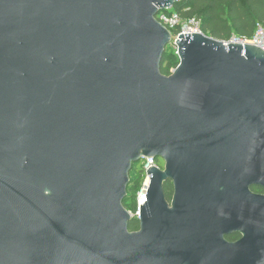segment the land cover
I'll return each instance as SVG.
<instances>
[{"label":"water","instance_id":"obj_1","mask_svg":"<svg viewBox=\"0 0 264 264\" xmlns=\"http://www.w3.org/2000/svg\"><path fill=\"white\" fill-rule=\"evenodd\" d=\"M175 3L0 0V264H227L224 194L264 188V50L172 44L155 17ZM144 158L163 168L132 232L123 202ZM249 200L264 264V196Z\"/></svg>","mask_w":264,"mask_h":264},{"label":"trees","instance_id":"obj_2","mask_svg":"<svg viewBox=\"0 0 264 264\" xmlns=\"http://www.w3.org/2000/svg\"><path fill=\"white\" fill-rule=\"evenodd\" d=\"M172 13L179 14L183 20L194 19L203 35L220 42H226L232 37L249 39L258 25L264 28V0H176ZM174 58L167 57L165 50L160 68L162 75H170L169 67L173 66ZM129 179L127 193L131 192L132 199L143 181L141 163L132 167ZM168 184L164 185V191ZM135 229L133 221L129 230Z\"/></svg>","mask_w":264,"mask_h":264},{"label":"flooded vegetation","instance_id":"obj_3","mask_svg":"<svg viewBox=\"0 0 264 264\" xmlns=\"http://www.w3.org/2000/svg\"><path fill=\"white\" fill-rule=\"evenodd\" d=\"M159 164L160 160H156ZM168 187L164 191L166 204L169 210L173 208L174 187L167 182ZM235 196L224 194L220 208L217 210L218 234L222 239L220 251L225 263L250 264V221L254 224L255 214L250 213V192L264 196V188L259 186L238 185L234 186ZM247 190V192H245ZM125 208V203L123 202ZM127 211V209L125 208ZM141 215V214H140ZM139 220L134 221L139 231Z\"/></svg>","mask_w":264,"mask_h":264},{"label":"built area","instance_id":"obj_4","mask_svg":"<svg viewBox=\"0 0 264 264\" xmlns=\"http://www.w3.org/2000/svg\"><path fill=\"white\" fill-rule=\"evenodd\" d=\"M155 19L170 33L172 44H174L179 35L201 34L198 23L194 19L183 20L177 13L168 12L167 10H160L158 11ZM173 30L174 32L177 31V33L173 34ZM222 43L225 46L230 44H241L242 46L253 45L264 50V28L258 25L252 38L241 39L232 37L230 40ZM171 46L175 48L174 45ZM140 163L143 172V181L138 191L131 199V208L127 209L129 216L134 221L140 218V205L146 202L145 195L150 182V175H147V170L150 167L161 169L154 158H144Z\"/></svg>","mask_w":264,"mask_h":264},{"label":"rangeland","instance_id":"obj_5","mask_svg":"<svg viewBox=\"0 0 264 264\" xmlns=\"http://www.w3.org/2000/svg\"><path fill=\"white\" fill-rule=\"evenodd\" d=\"M168 12H172V9H169L167 10ZM172 33L174 34V30L172 31ZM166 54H167V57L169 56H174V60L172 61V65H177V63H179V59L178 57L176 56V49L173 47V46H168L167 49H166ZM166 65H164V68H165ZM173 66H170L169 67V74H171L173 71H174V67ZM160 168H163V163H159L158 164ZM127 198H126V201H125V208L127 209H130L131 208V192H128L127 193ZM134 232V231H132Z\"/></svg>","mask_w":264,"mask_h":264}]
</instances>
